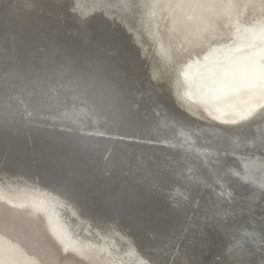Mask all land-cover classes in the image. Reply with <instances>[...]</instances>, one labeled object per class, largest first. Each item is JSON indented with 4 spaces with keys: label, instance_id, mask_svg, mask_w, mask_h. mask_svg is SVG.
Wrapping results in <instances>:
<instances>
[{
    "label": "bare ground",
    "instance_id": "1",
    "mask_svg": "<svg viewBox=\"0 0 264 264\" xmlns=\"http://www.w3.org/2000/svg\"><path fill=\"white\" fill-rule=\"evenodd\" d=\"M78 5L80 9L85 8L83 17L95 12V9H106L105 13L117 24L122 23L132 36L134 47L139 52L138 61L146 62L132 71L135 57L130 59L123 53L118 56L120 61L124 60L126 69L129 64L132 84H145L146 88L154 85L160 90L159 85L168 82L176 90L179 88L174 94L177 97L179 94L188 103L182 104V108L225 125L245 124L264 116V0H80ZM9 6L12 7L13 3ZM60 11L52 12L45 7L44 2H39L36 9L29 12V16L34 25L52 27L55 22L48 14ZM0 16L5 23L6 19ZM17 34L20 37L18 53L24 62L25 49H29L31 44L35 45L36 40L32 39L33 32L28 28H21ZM96 39L99 40V37L96 36ZM112 47L115 45L109 46L110 50ZM169 54L175 58L173 67L166 62ZM39 56L45 58L44 53ZM35 62L37 67L41 66L39 61ZM144 73L150 77V85L144 80ZM156 75L158 78L155 80L153 77ZM39 76H36L37 82L42 79ZM176 103L180 104L179 100ZM45 117L68 130L78 128L83 134L108 135L114 139L118 137L115 132L111 135L100 126L83 105L74 107L70 104L63 113H49ZM4 118L0 113V122ZM12 121L7 131L0 128V213L6 219L15 220V225L0 223V264H130L132 260L137 262L142 254H148L143 251L145 248L158 249L172 256L171 253L178 246L182 247L179 259L184 260L188 259L191 251L193 254L199 251L196 246H203V242L200 244L199 241L191 249L184 237L185 233H195L196 241L200 235L206 237L210 233L214 237L216 231L212 228L211 219L215 211L210 209L212 213H206L209 210L199 215L195 212L196 204L192 202L188 191L175 187L173 193L180 194L177 199L182 201V205L173 207L169 201V190L163 191L160 198L155 197L156 193L148 198L139 194L135 196L128 191L121 192L120 181H115V177L112 182L110 176L114 175L102 173L96 166L95 169H76L88 180L87 183L84 181L87 187L82 192L79 188L82 187L79 184L81 182H72L67 177L71 172L69 166L73 169L79 157L76 146L66 144L65 136L57 138L49 129H45L49 138L42 136L37 129V122L34 124L37 127L33 128L38 132L21 128L20 124L27 122L25 119L16 120L19 123L15 124ZM33 122L30 120L27 123ZM26 125L30 124L24 127ZM254 125L260 129L264 127V117H260ZM28 133L35 138L36 148L33 151L26 140ZM231 139H235L234 145L237 147L247 137L239 139L238 135H233ZM168 140L164 138L161 142L167 143ZM15 144L18 148L14 147ZM203 148L198 151L202 155L210 152L209 147ZM210 148L215 147L211 145ZM35 151L40 153L42 165L52 164V158L63 163L62 166L66 168L53 166L46 174L37 169L34 171L30 162ZM110 153L104 157L109 159ZM238 156L245 158L242 154ZM244 169L246 174L243 178H250L264 186V155L245 158ZM60 170L67 179H64V175H55ZM232 170L239 172L235 166ZM189 171L193 174L190 168L186 170L188 175ZM51 173L53 175L48 176ZM94 187L100 189L98 194L92 195L90 193L95 190ZM124 188L129 190L126 185ZM215 193H218L216 199L223 202L225 199L221 196L232 198L223 183H220ZM185 197L187 205L184 204ZM118 199H121L120 202ZM156 203L167 211L162 214L164 220L173 221L170 227L165 228L170 239L157 243L161 233L149 227L143 228L148 241L154 246L139 247L140 238L133 229L119 222L124 220L127 223V218L131 216L144 218L141 213L156 209L153 208ZM118 207L121 209L118 210ZM128 207H133V210L130 211ZM221 210L222 214L226 213L223 208ZM202 221L204 228L199 226ZM209 239L212 242L213 239ZM126 253H130V256H125ZM235 259L240 264H254L237 256ZM217 262L215 264H224Z\"/></svg>",
    "mask_w": 264,
    "mask_h": 264
},
{
    "label": "water",
    "instance_id": "2",
    "mask_svg": "<svg viewBox=\"0 0 264 264\" xmlns=\"http://www.w3.org/2000/svg\"><path fill=\"white\" fill-rule=\"evenodd\" d=\"M79 1L60 0L57 4L56 0H35L32 4L29 0H0V15L6 19L5 23L0 19V113L1 116H7V121L0 122V128L5 129L7 124L8 129L11 126L9 124L13 123L12 120L14 124L19 123L16 120L25 119L23 114L34 112L35 99L46 91L48 76L58 65L71 61L77 68L91 69L98 101L114 110L123 109L133 113V118L126 123L97 119L100 126L107 129L109 134L115 132L118 137L114 139L109 138L108 135L93 136L83 134L84 132L82 133L78 128L68 130L62 128L59 123L53 124L52 120L45 116L49 113H63L70 105L64 107L55 100L43 105L38 112H34V118H29L34 121L33 123L24 122L20 127L34 129L37 132L39 130L42 136L48 138L45 129H49L57 138L65 136L66 144L76 146L79 151V157L75 161L77 165L74 163L73 169L69 166L71 172L67 177L72 182H81L79 184L82 187L79 188L82 192L86 191L87 185L84 181L87 183L88 180L77 170L95 169L99 166L102 173L114 175L110 176L112 182L115 177V181L117 179L120 181L123 188H120L121 192L128 191L135 196L139 194L148 198L156 193L155 197L160 198L163 191L169 190L168 193H173L175 187L179 186L181 191H188L192 202L196 204L195 212L199 215L210 209L214 210L215 215L211 219L212 228L216 231L214 237L209 233L206 237L200 235L196 241L195 233H185L184 236L191 249H194L199 241L200 244L203 242V246H196L199 251H195L194 255L197 258L206 257L205 264H215L217 258L222 259L221 262L224 263L225 259L230 258L225 256L230 248L233 250L231 255L234 258L237 256L254 264H264V198H262L264 186L250 178H243L246 174L245 158L264 155V148L261 147L264 143V127L260 129L254 125L264 116H259L245 124L225 125L219 121L199 117L182 108L181 105H186L187 102L183 97H179L178 93V97L174 94L179 88L177 87L176 90L174 85L168 82L163 86L159 85V90L149 84L150 77L144 73V80L150 88H146L145 84H132L129 64L127 63L126 69L124 60L118 59V56L123 54L130 59L135 57V68L130 66L132 71L146 64L138 61L139 52L134 47L132 36L122 23L117 24L105 13L106 9H95V12L83 17L82 12L85 8L80 9ZM10 2L13 3L12 7L9 6ZM39 2H44L45 7L50 8L52 12L61 10L48 14L55 22L52 27L47 25L42 28L36 25L37 23L35 25L32 23L29 12L34 11ZM109 13L112 15L110 11ZM14 24H16L15 28H13ZM21 28L32 31V39L36 40L35 45L31 44L29 49H25L24 62L18 53L17 45L20 38L17 32ZM110 44L115 45L111 50ZM42 53L45 58H40L39 55ZM36 60L41 64L40 67H37ZM166 62L173 67L175 63L173 55L168 56ZM37 75L42 77L39 82L35 80ZM153 78L156 80L158 76ZM154 82L157 84V81ZM47 86L51 87V85ZM176 100H179L180 104L176 103ZM35 122L38 127L34 125ZM25 124L30 125L24 127ZM33 127H37L38 130ZM233 135H238L239 139L243 137L247 139L235 147L236 141L233 139V142L231 139ZM164 138H169L167 143L161 142ZM34 139L31 133H28L26 140L32 151L36 148ZM39 145L42 147V144ZM211 145L215 148H210ZM14 147L18 148L16 144ZM203 147H209L210 152L202 155L198 151L204 149ZM110 151L109 159L105 158L104 155ZM22 154L24 155L25 152ZM238 154L245 155V158H241ZM39 155L40 153L35 151L30 162L34 171L37 169L46 174L53 169V166L66 168L62 166L63 163L52 158V164L46 163L47 166H44L39 161ZM230 166H235L239 172H233ZM190 168L193 174L189 171L188 175L186 170ZM56 172L55 175L65 174L61 170ZM52 175L51 173L48 176ZM67 177L65 176L64 179ZM220 183L231 192L230 196L233 200L229 196V198L221 196L225 199L224 202L219 198L216 199L218 193L215 191L217 192ZM125 185L129 190L124 188ZM94 189L90 194L99 193L100 188L94 187ZM186 201L187 199L185 205H187ZM153 208L156 209L141 213L144 218L139 216L140 219H137L136 216H131L127 218V223L124 220L119 222L133 229L140 238L138 244L142 248L154 246L148 241L143 228L149 227L161 233L157 243L170 239L167 238L165 228L170 227L173 221H168L166 218L164 220L162 214L167 211L159 204L156 203ZM221 208L226 210V213L222 214ZM120 209L118 207V210ZM128 209L132 211L133 207ZM211 210L206 213H212ZM161 224L163 226H160ZM203 225L202 221V228ZM209 238L213 239L212 242ZM145 249L144 252L149 250Z\"/></svg>",
    "mask_w": 264,
    "mask_h": 264
},
{
    "label": "snow or ice",
    "instance_id": "3",
    "mask_svg": "<svg viewBox=\"0 0 264 264\" xmlns=\"http://www.w3.org/2000/svg\"><path fill=\"white\" fill-rule=\"evenodd\" d=\"M29 2L34 4L35 0H29ZM56 3L59 4L60 0H56ZM47 85H51V87ZM52 100L64 107L69 104L74 107L83 105L96 119L126 123L133 118V113L129 110H114L107 105L101 104L94 91L91 69L86 67L77 68L71 61L63 62L51 71L48 76L46 91L34 101V112H38L43 105L50 104ZM34 112L28 113L25 117L27 122H30L29 118H34ZM5 121H7V116H5ZM4 130H8L7 124H5ZM261 147L264 148V143H262ZM153 186L155 187L156 185ZM178 195L180 194L169 193V201L173 207L182 205V201L177 199ZM262 198H264V193H262ZM232 251L231 248L226 251L225 256L230 258L225 259L224 264H240L239 260L232 257Z\"/></svg>",
    "mask_w": 264,
    "mask_h": 264
},
{
    "label": "rangeland",
    "instance_id": "4",
    "mask_svg": "<svg viewBox=\"0 0 264 264\" xmlns=\"http://www.w3.org/2000/svg\"><path fill=\"white\" fill-rule=\"evenodd\" d=\"M90 2H94V1H90ZM1 222H3V223H8L9 222V224L11 223L10 224L11 226L15 225V220H13V219L11 220L10 218H7L6 219L4 217V214H2V213H0V223ZM199 226L201 227L200 224H199ZM34 230L37 231V229H34ZM157 250L158 249H154V250H152V249L150 250L149 249L148 251H146V252H148V254L147 253L146 254H142L141 256H139L140 258L138 257L139 259H137V262H135V260H132L131 261L132 263L130 262V264H137V263L138 264H159V263H161V264H192L195 261H196L195 262L196 264H200V263L204 264L207 261L206 257H203V258H201V257L200 258L195 257V255L193 254L192 251L190 252L191 254L188 256V259H184V260L179 259L180 258V251L182 250V247L181 246H178L177 248H175L176 251L174 250V252L171 253L172 256L171 255L168 256L165 253H163L162 251L160 252V251H157ZM169 252H171V251L169 250ZM129 254L130 253H126L124 255L125 256H128ZM144 256H146V257H144ZM217 260L219 262H221L222 259L217 258L216 261H215L216 263H218Z\"/></svg>",
    "mask_w": 264,
    "mask_h": 264
}]
</instances>
